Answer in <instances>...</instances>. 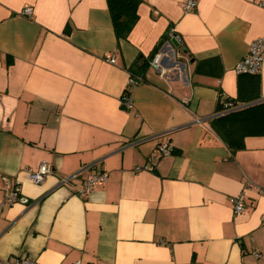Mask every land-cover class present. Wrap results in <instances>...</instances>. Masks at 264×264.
<instances>
[{
  "label": "crops",
  "instance_id": "crops-1",
  "mask_svg": "<svg viewBox=\"0 0 264 264\" xmlns=\"http://www.w3.org/2000/svg\"><path fill=\"white\" fill-rule=\"evenodd\" d=\"M184 1L141 0L119 36L108 0H0V203L22 187L0 212V264H264V135L232 147L213 124L224 96L264 100V64L235 70L264 34V0ZM168 42L187 81L151 65ZM132 74L145 80L126 107ZM43 160L54 173L35 183ZM103 170L105 186L76 194Z\"/></svg>",
  "mask_w": 264,
  "mask_h": 264
},
{
  "label": "built area",
  "instance_id": "built-area-1",
  "mask_svg": "<svg viewBox=\"0 0 264 264\" xmlns=\"http://www.w3.org/2000/svg\"><path fill=\"white\" fill-rule=\"evenodd\" d=\"M198 7V0H185L183 8L186 12H193ZM33 8L31 6H26L24 13L31 15ZM176 34H171L170 39L175 37ZM111 62H116V58L113 55L108 56ZM264 64V34L256 38L250 45V49L247 55H245L236 65L235 70L239 74H256L261 73ZM151 65L154 66L160 73V75L167 80L181 79L187 81V66L182 67V62L179 61L177 49L174 45L168 43L159 46L158 50L155 52ZM144 77L138 74H132L128 89L129 91L125 93L123 99V104L126 107L132 106V98L129 92L132 86L144 81ZM223 108L218 111V116L227 114L234 110L240 109L248 103L234 102L233 100L224 96L222 100ZM160 149L163 154H169L172 147L169 143H161ZM148 166H146L147 168ZM141 169L137 167V170ZM30 177L33 182L41 183L44 182L46 177L54 173V166L51 162L43 160L37 170L29 169ZM109 180V172L106 170L93 172L89 174L83 181L81 187L76 190V194L80 197H86L95 192L98 188L103 187ZM70 181V177H63L62 182L67 183ZM247 187L258 188L257 185L251 180H247ZM22 187L19 181L9 185L5 191V197L0 203V212L3 210L6 204H14L21 198ZM234 212L240 214L245 210L246 200L245 192L242 191L240 194L232 198ZM8 264H37L36 259L33 256H11L8 260ZM73 264H80L77 260Z\"/></svg>",
  "mask_w": 264,
  "mask_h": 264
},
{
  "label": "trees",
  "instance_id": "trees-1",
  "mask_svg": "<svg viewBox=\"0 0 264 264\" xmlns=\"http://www.w3.org/2000/svg\"><path fill=\"white\" fill-rule=\"evenodd\" d=\"M141 0H108L116 32L126 36L138 19ZM129 89H126L128 92ZM248 105L217 116L213 124L223 139L232 147H238L247 135H264V100L248 101ZM223 103H219L218 110Z\"/></svg>",
  "mask_w": 264,
  "mask_h": 264
},
{
  "label": "water",
  "instance_id": "water-1",
  "mask_svg": "<svg viewBox=\"0 0 264 264\" xmlns=\"http://www.w3.org/2000/svg\"><path fill=\"white\" fill-rule=\"evenodd\" d=\"M174 45V44H173ZM175 48H177L175 45H174ZM184 51L186 52V50L184 49ZM180 51L177 50V53L179 54ZM179 61L182 62V67L185 68L187 65H186V62L185 60H183L182 58H179Z\"/></svg>",
  "mask_w": 264,
  "mask_h": 264
}]
</instances>
